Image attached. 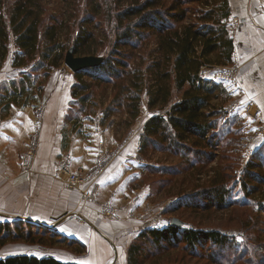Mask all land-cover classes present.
Masks as SVG:
<instances>
[{"label": "trees", "instance_id": "16d2710c", "mask_svg": "<svg viewBox=\"0 0 264 264\" xmlns=\"http://www.w3.org/2000/svg\"><path fill=\"white\" fill-rule=\"evenodd\" d=\"M50 1L53 0H0V68L10 55L13 43L17 47L12 53L14 67L29 66L38 57L35 65L43 70L42 78L36 85L34 81L38 75L33 77L31 72L25 71L21 85L0 96V114L7 116L11 105L19 104L17 101L20 97H25L24 104L35 100L50 71L62 65L65 52L70 47L76 56L94 54V43L102 38L112 41L110 56L102 55L100 64L83 68L75 72L76 75H93L92 70H108V76L102 78V75L96 74V78L100 81L107 78L105 80L127 83L123 86L124 94H127L124 98L127 99L131 120L137 119L140 114L144 91L148 95L150 108H167L165 113L153 115L145 122L140 135V151L147 150L149 136L153 142H158L156 145L160 151L173 149L177 152L180 146L194 156L184 167L190 169L199 162L195 157L205 156L208 150H216L224 145L226 150L232 152L240 147L243 117L211 105V96L217 91L229 94L226 83L213 81L201 73L205 67L233 62L234 40L226 24L231 14L229 0H204L211 7L194 18L195 21L186 19L188 7H183L181 0L173 1L170 6L166 5L167 0H57L54 13L48 9ZM73 18L79 20L73 21ZM105 21L106 24L108 21L113 23L112 28L106 27ZM150 40L155 42L154 48L147 51ZM137 52L152 60L146 64L133 62ZM33 70L36 69L32 67V72H35ZM78 87L72 86V94L78 97L83 106L80 112L87 116L84 108L91 101L92 94H80ZM181 90L182 94L175 101V93ZM189 140L190 143L186 142ZM254 151L257 153L252 155L245 167L248 180L242 182L246 195L251 199L258 196V184L255 186L254 183L264 182V174L259 173L264 170H255L260 168L257 157L264 159V150ZM205 157L212 159L210 154ZM232 161L226 162L230 164ZM225 167L219 172L218 178L214 176L212 179L213 194L209 196L212 200L203 203L206 209L227 208L231 205L238 208L237 204L240 205L238 199H229L230 188H226V179L222 177L226 173L224 169L229 170V167ZM181 170L174 167L172 172ZM258 173L260 177H257ZM254 176L257 182H252ZM262 198H259L258 204ZM176 206L169 210H179ZM249 217L253 218L252 215ZM183 222L181 226L170 223L162 228H142L127 247V264H142L144 260H150L151 256L153 258V255L158 257L159 251L177 249L180 245L182 248L178 249L184 251L186 248L189 254H194L205 243L218 248L229 246L234 236L230 233H235V229L186 227V222ZM14 224L19 226L22 223L19 220ZM10 226V223L0 224V247L19 236L12 231V228L18 227ZM244 239L243 243L232 241L238 255L221 262L262 264L264 241L260 242L258 237L254 241L251 237L249 240L252 241ZM144 243H150L151 247L143 246ZM68 244L77 246L78 253L84 250L83 244L75 239H68ZM241 258L243 262L238 260ZM212 263L217 264L215 258ZM0 264L82 263L63 261L52 255L20 253L0 258Z\"/></svg>", "mask_w": 264, "mask_h": 264}, {"label": "rangeland", "instance_id": "374dc122", "mask_svg": "<svg viewBox=\"0 0 264 264\" xmlns=\"http://www.w3.org/2000/svg\"><path fill=\"white\" fill-rule=\"evenodd\" d=\"M173 1L175 0H167L165 3L166 5L170 6ZM181 1L183 3V7H188V15L186 18L187 20L193 19L195 21L194 18L202 15L201 13H205V11H207L211 7L210 5H207L204 0H200L201 2H198L199 0ZM57 2V0L48 2V9L50 12L54 13V8L56 9L55 6ZM78 20L79 19L77 18H73V21ZM237 22L239 21L237 20ZM226 24L232 35L233 24L231 23L230 18L226 20ZM105 26H108V28H112L113 23H109L108 21V23L106 24L105 21ZM154 44L155 42L153 40H150L147 44V51H151V49L154 48ZM94 45L96 47L93 52L94 55L108 56L112 47V41L99 38L95 41ZM16 49L17 47L12 43L11 53L6 58L3 66L0 68V96H2V94L6 93L7 91H12V89L20 86L23 82L22 75L25 71L31 72L33 77L38 75L36 76L34 81L35 85L42 78L43 70L38 69L35 65L38 57L35 60L31 61L29 66H13L14 56L12 53H14ZM136 56L137 57H134V59H132L135 63L141 61V63L146 64L147 61L152 60V58H147V56L141 54L140 52H137ZM149 56L152 57V55ZM140 57L142 58V60H140ZM233 63L238 65L237 58L234 57V54ZM224 66L225 65L223 64L214 67H205L203 68L201 73L208 75V77H210L214 81L213 75L221 72ZM32 67L36 69L33 70L35 72H32ZM238 70L237 73H234L236 75V78H239ZM92 74L94 76L87 74L76 75V73L73 72L63 61L60 67L52 68L48 78L44 83L42 91L37 92L35 100L30 102V104H24L25 97H20V99L17 101L19 104H12L9 109V112L11 113L15 112L16 110L17 112H19V110L22 111L25 110V108L33 107L36 116L38 115V117H40L41 115L43 116L44 112L46 111V105L52 98L59 97L60 99H64L63 101L56 100V105L54 106V108H63V126L61 132L59 133V152L56 155V172L59 180L61 181L59 186L60 192L66 194L68 192L76 190L80 193L82 201L85 202L82 198L81 193L83 190L80 191V189L91 187V182L96 183V181L98 180L99 172L90 171L91 173H93V175L92 179L89 182L82 183L80 185V188H69L66 185L65 175L59 172V164L62 156H69L72 164V157L68 149L74 137L79 136L80 133L84 132V125H89L91 124V122H96L98 125L102 126V128L108 127L112 130L115 144L118 147L124 146V142L128 140H133L132 135H134L135 133L138 134V138L136 140L137 147L135 144V147L133 148L136 149L134 153H137L139 162L135 165H132L131 172H129L130 175H133L132 177L136 176L134 180L131 178V186L134 187V190L137 189L139 192H144V188H146L149 191V194L146 198L147 205L146 203L138 205L136 200H130L131 205L135 206V208H132L129 216H134L135 218L136 216H138L137 219L143 220V226L141 227H166L171 223L172 218L176 217L182 221H185L186 227H194L197 229H235V233L231 230H228L232 232L230 233L231 235H234L233 237H231L232 240L229 246L218 248L214 244L213 246L210 243H205L203 247L197 248L194 254H189L186 248L184 251H180V249H178L182 248V246L180 245V247H178L177 249H168L169 251L158 250V257H154L153 255V258L151 256L150 260H144L142 264H174V262L178 264H213V258L216 259L217 264H225L221 261L225 258L230 260L239 253L237 251L235 252L234 249L236 248L232 246V241L235 243H243L245 242L244 237L247 240H249V238L251 237L253 241L254 238L258 237V240L260 242L264 241V182H257L255 176L254 180L252 181L257 182L254 183L255 186L258 184L256 189L259 198L263 197L259 204L258 196L255 195V197H252L254 200L251 199L246 195V191L242 185L243 180H248L247 176L245 175V167L247 166L246 164L251 159L252 155L257 153V151L255 152L254 150H251V147L257 143V138L254 137L255 133L260 128L264 127H262L260 125V121L256 119V112L252 111V105L245 99L244 92L241 88L236 89L228 83L230 86H226L227 88L229 87V94L219 93L217 91L213 96H211V105L213 108H222L224 111H228L231 114L241 115L242 113L245 114V116L249 117L245 120H241L243 123H245V125H242L243 127L240 137V147L233 150L232 152L226 150V147L224 145L220 146L219 149L216 150H208L209 152L206 151L207 154L205 156L210 154V156L212 155V159L211 157H205L204 155H202V157L199 155V157H195L199 161V164L197 163L198 166L195 165L193 168L184 169V167L186 166V162L194 158L193 154L191 152H188L185 148H181L179 146V151L177 152H174L173 149L160 151L158 146L156 145L158 144V142H153V138L149 136L150 142H147V150L140 151V145L142 142V137H140V135L142 134L141 132H143V127L141 128L139 126L138 119L140 122L147 118H151L153 115L165 113L167 111V108H150L148 106V95L144 91L142 93V103L140 107V114L138 115L139 118L137 117V119L131 120L129 108L127 106V99L124 98V96H127V94H124L125 91L123 86L127 83H122L121 81L114 80H105L107 78H104L102 81H100V79L96 78V74L102 75V78L108 76V70H92ZM220 80L222 79L220 78ZM80 81H82V83H80ZM220 82L226 83L225 81ZM74 85L79 86L77 90L80 94H85L86 92H90L92 94L91 101L87 102L85 105L86 108H84V112L87 116H83V113L80 112L83 106L78 100V97H74L72 94V86ZM146 87H148V83L146 84ZM58 91H60V93H57ZM182 91L183 90L175 93V101L179 99V95L182 94ZM238 99L240 101L242 100L241 106L235 105L234 107H231V105ZM247 103H249V107H247V110L245 108L242 109L241 107H245ZM1 108L2 105L0 104V109ZM77 115H80L82 118ZM7 116H3V114H0V119H4ZM255 122L258 125L259 129H256L252 134L250 133L247 136V133L245 134L244 132V127H255ZM39 133V131L32 132V134H30L29 140L26 141V145L24 147L18 146L17 144L15 145L16 148L20 149V152L12 153L13 156L10 160V165L12 168V179L14 178V175H18L20 171H33L34 161L36 157L39 156L41 151V134ZM104 134H108V132ZM186 142L190 143L191 141L189 140ZM2 147L3 149H5L7 146ZM31 148L35 149L31 154L32 166L29 169H25L24 155ZM3 152L7 153L6 150H4ZM0 158L6 161V156H0ZM230 160L233 161L230 164H227L226 161L230 162ZM257 161L261 164L260 168H257L255 170H264V159L261 157H257ZM225 163L227 166L225 165ZM216 166L218 167L217 169L215 168ZM225 166L229 167V170L226 171V169H224V172L226 173L223 174L224 176L222 177L226 179V188H230L229 199H238L239 204L244 206H240L237 204L238 208L236 207V205H231L227 208L213 207L206 209V207L203 206V203L208 202L211 199V197L209 196L213 194L212 187L214 186L212 185V179L214 178V176L215 178H218L219 172ZM174 167H177L178 170H182L177 173H173L172 169ZM72 171L81 174L89 173L88 171H76L73 170V168ZM259 173H261L262 175L264 174L263 171ZM259 173L257 177L261 176ZM135 181H137V183H135ZM13 186L14 185L12 180L10 186L11 189L15 190L16 188H19L18 183H16V185L14 186L16 188H14ZM47 186L48 185L46 184L38 183L27 184V191L24 194V198L26 196H29L30 202L32 204L37 203L39 198H43L41 190L45 193V189H47ZM3 187H6V182L2 181V183L0 182V191H2ZM31 188H33V191L31 190ZM18 193L16 194L17 197ZM27 193L29 194L26 195ZM96 193L98 194V187L96 189ZM133 197H135V195H133ZM64 203L65 200L60 199V207ZM109 203L110 202L108 200L104 201L102 208L107 206L110 209H113V206ZM175 206L178 207L177 209L179 210H169L171 207ZM59 214H61V212ZM146 214L149 215L148 218L146 217ZM249 214L252 215L253 218H250ZM19 220L22 224H19V226H15V221ZM147 220L148 222H146ZM3 223H10V227H18L12 228V231L13 233H17L19 236L18 238L16 237V239H13L6 243L4 246L0 247V258L5 257L8 253H10V255L20 253L42 255V253L45 254L50 251H60L77 254L76 250L78 247L69 245L68 239L70 238H68L64 234H61L59 232L57 234V231L54 228L56 226L51 227L49 225H44L42 223L20 216L8 217L0 214V224ZM136 235L131 238L130 242L134 241ZM251 239L249 241H252ZM171 241L173 240L171 239ZM5 246H7V248H5ZM143 246L151 247V244L144 243ZM238 260H241L240 262L244 261V259L242 258ZM262 264H264V262H262Z\"/></svg>", "mask_w": 264, "mask_h": 264}, {"label": "crops", "instance_id": "0c3cea01", "mask_svg": "<svg viewBox=\"0 0 264 264\" xmlns=\"http://www.w3.org/2000/svg\"><path fill=\"white\" fill-rule=\"evenodd\" d=\"M229 2L232 6L229 18L233 24L234 57L237 58L239 66L237 84L231 86L243 90L245 99L252 105V111L256 112V119L264 127V0ZM226 85L230 86L227 83ZM56 100L64 99L52 98L46 105L43 116H36L34 108L29 107L19 112H11L6 118L0 119V156H6V161L0 158V182H6V187L0 191V214L8 217L20 216L51 227L56 226L54 228L57 232L79 241L84 246V250L77 254L50 251L33 255H52L63 261L82 264H127L126 248L131 238L143 228V220L137 219L138 216H129L132 208H135L130 200H136L138 205L144 204L149 194L146 188L144 192H139L131 186V178L134 180L136 176L132 177L129 172L132 165L139 162L137 153H134L136 149L133 148L138 134L135 133L132 135L133 140L118 147L110 128H102L96 122H91L84 125L83 133L74 137L68 149L73 170L99 172L96 181L97 196L92 201L83 202L78 191L65 194L59 189L61 181L56 172V155L59 152V133L63 126V108H54ZM241 116L244 120L249 118L242 113ZM147 120L148 118L139 122L138 119L139 126L142 128ZM244 129L248 136L259 128L255 122V127L246 126ZM35 131L41 134V151L34 161V169L30 172L20 171L12 179V153L20 152L15 145L24 147L30 134ZM107 132L108 134H104ZM256 138L257 143L251 150H264V136L259 135ZM2 146L7 147L3 149ZM11 179L14 186L19 184V188L13 186L16 189H11ZM35 183L48 186L45 193L41 190L43 198L32 204L30 197L26 196L30 191L25 198L24 194L27 191L26 185ZM60 199L65 200L61 207ZM106 200L113 206L112 217L102 213V205ZM146 217L149 215L146 214ZM60 228L64 231H60ZM8 255L10 253L6 256Z\"/></svg>", "mask_w": 264, "mask_h": 264}, {"label": "built area", "instance_id": "2783aa9c", "mask_svg": "<svg viewBox=\"0 0 264 264\" xmlns=\"http://www.w3.org/2000/svg\"><path fill=\"white\" fill-rule=\"evenodd\" d=\"M238 65H236L233 62H229L227 64H225V66L223 67V70L219 73H216L215 75H213V79L214 81H225L227 84L229 83L230 85H235L237 84V78L236 75L234 73H237L238 70ZM220 78L222 80H220ZM242 100L240 101L239 99L237 101H235L231 107H234L235 105L237 106H241ZM249 103L246 104L245 107H241L242 109H246ZM233 112V111H232ZM259 135L264 136V128H260L256 133L254 137H257ZM34 148H31L29 151L26 152V154L24 155V168L25 169H29L32 165H31V154L34 151ZM59 172L63 175H65L66 177V185L69 188H80V185L82 183H86L89 182L92 179V175L93 173H91L90 171H88L89 173L87 174H81V173H76L74 171H72L71 168V161L69 156H62L60 159V164H59ZM90 174V175H89ZM92 186L91 187H86L84 189H80L83 190L82 193V198L84 201H92L95 199L96 196V189H97V184L94 182H91ZM102 213L105 216H113L114 215V211L113 209L105 206L102 208Z\"/></svg>", "mask_w": 264, "mask_h": 264}, {"label": "water", "instance_id": "95a60500", "mask_svg": "<svg viewBox=\"0 0 264 264\" xmlns=\"http://www.w3.org/2000/svg\"><path fill=\"white\" fill-rule=\"evenodd\" d=\"M103 60L102 56L90 54V55H83V56H76L73 52V48L70 47L65 55L64 63L73 71L77 72L83 68L96 66L100 64ZM172 225L181 226L184 224L182 220L179 218H172L171 220Z\"/></svg>", "mask_w": 264, "mask_h": 264}, {"label": "snow or ice", "instance_id": "6c2138e0", "mask_svg": "<svg viewBox=\"0 0 264 264\" xmlns=\"http://www.w3.org/2000/svg\"><path fill=\"white\" fill-rule=\"evenodd\" d=\"M36 219H39V217H36ZM46 223V222H45ZM60 231H64V229L63 228H60Z\"/></svg>", "mask_w": 264, "mask_h": 264}]
</instances>
